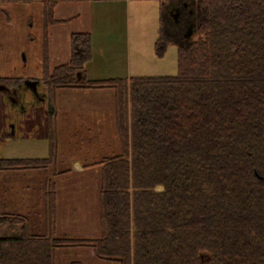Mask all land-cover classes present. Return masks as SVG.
I'll use <instances>...</instances> for the list:
<instances>
[{
    "label": "trees",
    "instance_id": "trees-1",
    "mask_svg": "<svg viewBox=\"0 0 264 264\" xmlns=\"http://www.w3.org/2000/svg\"><path fill=\"white\" fill-rule=\"evenodd\" d=\"M17 1L28 0H0ZM201 3L174 75L88 79V33L71 35L67 63L50 70L45 58L50 154L0 158V172L56 163L59 89L115 91L121 153L100 162L98 237L56 234L47 177L43 233L26 216L0 211V225L11 229L0 235V264H55L56 250L80 246L117 264H264V0ZM43 5L46 26L54 2Z\"/></svg>",
    "mask_w": 264,
    "mask_h": 264
},
{
    "label": "rangeland",
    "instance_id": "rangeland-1",
    "mask_svg": "<svg viewBox=\"0 0 264 264\" xmlns=\"http://www.w3.org/2000/svg\"><path fill=\"white\" fill-rule=\"evenodd\" d=\"M192 4L196 5L198 12L196 25L203 17L204 10L201 0L194 1ZM100 8L105 10L106 16L109 15L110 9L120 10L119 7L105 5H101ZM173 14H177V11L173 10ZM122 18L124 20V16ZM44 25L40 3L0 2V79L11 77L21 80L41 78L42 65L45 58H48L50 54L52 59L50 64L49 62L47 64L51 69L70 60L71 46L65 61L64 59H59V61L55 58L52 46L55 49L61 47V30H46ZM195 25L190 37L186 41L181 39L180 44L186 45L187 41L194 38ZM58 29L61 28L58 27ZM187 30L188 28H185L184 31L187 32ZM123 31L122 29V33L117 34L109 30L105 34L111 45H114L117 50L124 49L125 35ZM50 39L53 45L49 43ZM48 47L50 52H48ZM106 76L108 75L102 77L105 79ZM71 89L70 91L59 89L55 92V98L58 95V98L55 99L56 109L58 111L60 107L64 114L71 108L72 111H76L84 106L86 113L84 114V133L68 134L66 129V132H62V144H59L58 114L56 111L55 134L58 139L56 163L47 170L31 169L0 172V211L26 216L31 230L34 233H43L46 215L48 214V206H46V197L44 196V191L47 188L45 181L48 177L51 181V188L55 190L56 228L60 221L59 229L55 230L56 234L58 236L64 234L74 237H98L100 234L99 188L103 166L100 162L105 158L121 153L116 125L115 91L112 89H84L85 92L89 91V93L95 90L108 91H102L108 96L103 97L101 101H96L72 92L75 89ZM48 105L49 103L45 101L40 105L36 104L25 113H10L4 103L3 105L0 104V158H45L49 156V138L52 134L50 124L54 118L53 121L52 119L49 120ZM44 115L46 116V128ZM6 122H14L17 125L13 136L3 133L7 128ZM30 122L33 128H30ZM72 129L75 130L73 127ZM75 161L84 163V172L72 169ZM54 167H56V174L62 173L60 171L62 169L65 170L64 176L60 173L61 175H56V178L53 177L54 172L52 170ZM156 190H162V187L158 186ZM19 208L24 213L18 212ZM73 208L84 210V215L82 213L84 221L81 228L73 225L78 221L79 216L72 214V219L69 220V212ZM66 215L67 217L64 218ZM10 231L9 226L0 225L1 234H9ZM73 260H78L82 264H117L96 258L93 250L85 246L66 247L54 252L55 264H69Z\"/></svg>",
    "mask_w": 264,
    "mask_h": 264
},
{
    "label": "crops",
    "instance_id": "crops-1",
    "mask_svg": "<svg viewBox=\"0 0 264 264\" xmlns=\"http://www.w3.org/2000/svg\"><path fill=\"white\" fill-rule=\"evenodd\" d=\"M45 1L54 2L52 16L55 21L46 26L44 25L45 29L51 31L61 30L60 42L62 45L58 47V49L52 46L53 55L56 59H64L65 61L67 53L70 52L71 35L73 33H88L90 35L91 57L85 65L83 74L86 78L94 80L102 79L104 75H108L106 76L107 78H129L131 76L176 74L177 47L180 43L167 34L164 26V11L169 4H178L182 2L192 4V2H196L197 0H28L27 2L40 3L43 11V3ZM101 5L119 7L120 10L110 9L108 11L110 12L109 15L106 16L105 10L100 8ZM121 16H124V20ZM58 27L61 29H58ZM122 29L125 35L124 49L117 50L114 45H111L110 40L105 34L109 30L113 32L118 30L116 33L121 34ZM160 36L162 39H160ZM49 43L53 45L51 39ZM48 52H50L49 47ZM51 59L50 54L48 56L49 64ZM67 90L70 91L72 89H63V91ZM102 91L108 92L106 90H95L89 93V91L85 92L84 89H75L72 92L82 94L84 97H89L91 100L101 101L103 97L108 96L106 93H102ZM0 104L3 105L1 96ZM72 110L71 108L67 113L64 112L63 114L62 109L59 107L57 111L59 144H62V132H66V129L68 134L84 133V114H86L84 106H81V108L76 111ZM72 116L74 117L73 119ZM44 122L46 128L45 115ZM29 126L33 128L31 122ZM72 127L75 130H73ZM73 168L74 170L84 172V163L75 161L72 166V169ZM55 169L56 167L52 170L54 172L53 177L56 178V175L59 176L61 174L64 176L65 170L62 169L60 170L62 173L59 172L56 174ZM18 210V212L24 213L20 208ZM82 213L84 215V210H79L78 208H73L72 211L69 212L70 221L72 219V214L80 217L78 221L73 224L75 227L78 226L81 228L83 226L84 216ZM66 217L67 215L64 216V218ZM58 226H60V221L58 222ZM58 226L56 228L57 230L59 229ZM45 228L46 226L44 224V230ZM16 230H19L18 227ZM0 235L4 234L0 233ZM59 236L71 237L72 235L65 236L63 234ZM86 237L88 236H76V238Z\"/></svg>",
    "mask_w": 264,
    "mask_h": 264
},
{
    "label": "flooded vegetation",
    "instance_id": "flooded-vegetation-1",
    "mask_svg": "<svg viewBox=\"0 0 264 264\" xmlns=\"http://www.w3.org/2000/svg\"><path fill=\"white\" fill-rule=\"evenodd\" d=\"M196 8V5L186 2L169 4L165 8L164 26L167 34L175 41L181 43V39L186 41L190 37L197 18ZM173 10L177 11V14L172 15ZM185 28H188L187 32L184 31ZM10 79L11 81L6 78L0 79V88L3 89L0 96L10 113H25L36 104L40 105L47 100L48 95L41 78L21 80L11 77ZM6 125L7 128L3 133L13 136L17 128L16 123L6 122Z\"/></svg>",
    "mask_w": 264,
    "mask_h": 264
},
{
    "label": "bare ground",
    "instance_id": "bare-ground-1",
    "mask_svg": "<svg viewBox=\"0 0 264 264\" xmlns=\"http://www.w3.org/2000/svg\"><path fill=\"white\" fill-rule=\"evenodd\" d=\"M217 33V32H216ZM173 36V35H172ZM213 39V38H212ZM216 41V40H215ZM217 46V45H216ZM223 47V46H222ZM217 48V47H216ZM221 48V47H220ZM220 51H222V50H220ZM220 64V63H219ZM224 68V67H223ZM241 68V67H240ZM229 79V78H228ZM227 79V80H228ZM251 84V83H250ZM255 90V89H254ZM262 90V89H261ZM256 91H257V89H256ZM254 94V93H253ZM243 96V95H242ZM254 96V95H253ZM251 111V110H250ZM233 114V113H232ZM236 118V117H235ZM260 118V117H259ZM231 120V119H230ZM261 153V152H260ZM262 155V154H261ZM255 159V158H254ZM254 165V164H253ZM198 167V166H197ZM192 181H193V179H192ZM199 181V180H198ZM191 183V182H190ZM249 191V190H248ZM250 192V191H249ZM158 205V204H157ZM162 207V206H161ZM167 208V207H166ZM165 210V209H164ZM78 248V247H77ZM30 254V253H29ZM203 264V263H202Z\"/></svg>",
    "mask_w": 264,
    "mask_h": 264
},
{
    "label": "water",
    "instance_id": "water-1",
    "mask_svg": "<svg viewBox=\"0 0 264 264\" xmlns=\"http://www.w3.org/2000/svg\"><path fill=\"white\" fill-rule=\"evenodd\" d=\"M0 93H3V89L2 88H0ZM203 256H201V258H202Z\"/></svg>",
    "mask_w": 264,
    "mask_h": 264
}]
</instances>
